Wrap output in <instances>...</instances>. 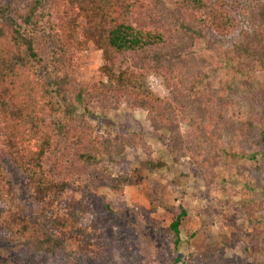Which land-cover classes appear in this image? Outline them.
Returning <instances> with one entry per match:
<instances>
[{
	"label": "trees",
	"instance_id": "16d2710c",
	"mask_svg": "<svg viewBox=\"0 0 264 264\" xmlns=\"http://www.w3.org/2000/svg\"><path fill=\"white\" fill-rule=\"evenodd\" d=\"M90 44L102 57L104 81L96 84L79 78L78 55ZM149 72L171 84L169 99L146 88ZM257 75L264 77V0H0V141L24 179L21 191L0 163V264L22 258L26 264H94L99 250L108 252L107 229L96 212L82 203L60 204L68 187L129 223L147 259L153 227L138 208L114 205L97 187L127 149L143 150L146 159L116 180L115 194L139 184L142 169L158 171L167 163L151 157L142 132L113 135L105 127L96 135L97 111L122 102L146 110L151 128L167 135L172 165L187 156L214 181L252 158L226 146L221 130L240 142L263 127V116L229 114L232 83L250 88ZM87 214L90 222L83 224ZM186 220L179 205L168 225L173 250ZM250 221L260 225L255 264H264V217ZM225 244L205 241L189 258L209 263Z\"/></svg>",
	"mask_w": 264,
	"mask_h": 264
},
{
	"label": "rangeland",
	"instance_id": "374dc122",
	"mask_svg": "<svg viewBox=\"0 0 264 264\" xmlns=\"http://www.w3.org/2000/svg\"><path fill=\"white\" fill-rule=\"evenodd\" d=\"M78 56L81 81L89 84L104 81L98 72L102 65L100 52L90 44ZM145 85L160 100L170 98L172 86L169 84L168 87L161 75L149 72ZM228 99L232 103L229 114L233 117H264V77L257 75L250 88H243L240 82L234 81ZM206 103L212 105L213 99L209 98ZM93 122L98 126V136L105 127L111 128L113 135L142 132L151 157L163 159L167 163V167L158 171L142 169L143 180L139 184L130 182L120 187L115 194L111 187L116 180L140 168L146 159L143 150L127 149L110 166V178L98 183L97 187L98 194L114 205L138 208L144 221L153 227L150 234L154 245L147 259L140 252L129 223L106 213L97 198L84 196L83 192H75L70 187L64 190L59 200L61 205L84 204L96 212L100 223L107 229L111 245L108 252L99 250L94 264H203L190 260L189 256L198 251L205 241L226 243L219 255L206 264L256 263L254 253L259 246L256 231H259L260 225L255 226L250 218L259 215L263 220L264 217V124L262 128H252L240 142L234 141L225 129L221 130L226 146L241 149L252 158L228 168L225 174L211 181L207 174L190 163L187 156L172 165L166 149L167 135L151 128L146 110L134 109L122 102L117 109L97 111V118ZM180 128L183 131L186 127L180 124ZM0 163L23 191V174L5 156L1 141ZM45 163L52 166L53 160L46 159ZM21 199L26 201V196L23 195ZM179 205L186 210L187 220L182 227L180 246L173 250L169 244L168 225L178 213ZM90 219L91 216L87 214L83 224L89 223ZM244 239L248 240L252 255L246 252ZM175 259H179L178 262ZM89 262L93 264V261ZM20 264H26L25 259L22 258Z\"/></svg>",
	"mask_w": 264,
	"mask_h": 264
}]
</instances>
